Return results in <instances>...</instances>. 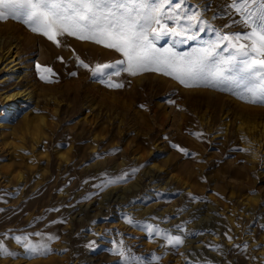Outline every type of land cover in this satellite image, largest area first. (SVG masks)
I'll list each match as a JSON object with an SVG mask.
<instances>
[{
	"label": "rangeland",
	"instance_id": "374dc122",
	"mask_svg": "<svg viewBox=\"0 0 264 264\" xmlns=\"http://www.w3.org/2000/svg\"><path fill=\"white\" fill-rule=\"evenodd\" d=\"M231 2L185 0L204 30L166 35L155 46L183 55L218 34L246 31L233 23L241 17ZM58 39L0 21V57L10 40L21 57L20 77L0 61V95H33L10 112L0 97V242L14 253L0 254V264H264V139L237 130L240 118L260 128L264 103L158 71L109 69L123 84L110 88L77 57L91 68L122 53ZM85 149L100 154L81 156ZM165 233L184 242L170 245ZM18 236L52 251L30 254Z\"/></svg>",
	"mask_w": 264,
	"mask_h": 264
},
{
	"label": "snow or ice",
	"instance_id": "6c2138e0",
	"mask_svg": "<svg viewBox=\"0 0 264 264\" xmlns=\"http://www.w3.org/2000/svg\"><path fill=\"white\" fill-rule=\"evenodd\" d=\"M184 3L185 0L175 5L172 0H0V21H21L57 45L58 37L67 34L122 53L123 60L97 63L91 68L77 57L84 68L110 88L123 84L111 79L109 69L117 76L121 71L131 75L158 71L174 76L188 87H218L246 102L264 103V0H232L230 7L241 17L233 23L242 24L246 31L218 34L207 48L183 55L171 47L157 48L154 41L163 36L185 37L189 31L204 30L207 22L200 11L189 12ZM168 21L177 28H170ZM223 52L229 55H222ZM43 71L51 73L52 69L44 67ZM41 78L49 79L43 75ZM180 151L187 154L183 148ZM15 239L30 254L52 251L47 242L33 243L27 236ZM165 239L173 246L184 242L181 236L167 233ZM0 254L14 255L2 242Z\"/></svg>",
	"mask_w": 264,
	"mask_h": 264
},
{
	"label": "bare ground",
	"instance_id": "6f19581e",
	"mask_svg": "<svg viewBox=\"0 0 264 264\" xmlns=\"http://www.w3.org/2000/svg\"><path fill=\"white\" fill-rule=\"evenodd\" d=\"M7 43L8 44L6 45V48L3 50L4 53L0 57V61H1L2 64L3 63L5 64V67H7V71H10L11 74H14V75H17V77H20V75H21L20 74V71H21V66H20L21 61H20V58L21 57H20L19 50H18L19 49L18 42H15V41L10 40ZM7 78L8 77H5V79H7ZM0 97L2 98L3 101H5V103H8V104L11 103L7 107V108H9L8 109V112H10V111L14 110V107L15 106H18L21 101H23L25 99H31L33 97V95H32V90H28V88H25L24 90L19 89V90H16V91H7V92H4L3 94L0 95ZM215 117L216 116L213 115L212 118L210 119V121H207V122H211V121H213V119L216 120ZM204 120H206V119H204ZM43 121H45V120H43ZM182 123L184 124V121ZM44 124H45V122L42 125H44ZM225 125H227V122L226 121H225ZM181 127H183L182 124H181ZM237 130L239 132H242V133L243 132H246V131H249L248 134L260 132L259 134L261 135V138L259 139L260 140L259 143L261 142L260 145H263L262 144V141L264 139V122L262 123L261 127L259 128V125H256L255 123H248V122H246V120H243V119L240 118L239 121H238V124H237ZM43 138L44 137H42V140H43ZM256 139L258 140V138H256ZM35 142H37V140H35ZM37 143H39V140H38ZM113 149H115V148H113ZM99 154H100V150L99 149L98 150H95V151H92L89 154H87V151L85 149L84 152H83V154L81 156H97ZM256 155H257V153H256ZM61 156H66V155H61ZM97 170H99V168H97ZM257 198L258 197H256L253 200L256 201ZM247 199H248V201L249 200H252L251 198H247ZM211 229H212V227H211Z\"/></svg>",
	"mask_w": 264,
	"mask_h": 264
}]
</instances>
